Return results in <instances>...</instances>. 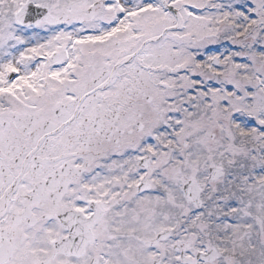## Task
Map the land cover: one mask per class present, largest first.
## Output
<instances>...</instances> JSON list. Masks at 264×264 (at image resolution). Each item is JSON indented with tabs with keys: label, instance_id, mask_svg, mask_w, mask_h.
Instances as JSON below:
<instances>
[{
	"label": "snow or ice",
	"instance_id": "6c2138e0",
	"mask_svg": "<svg viewBox=\"0 0 264 264\" xmlns=\"http://www.w3.org/2000/svg\"><path fill=\"white\" fill-rule=\"evenodd\" d=\"M0 264H264V0H0Z\"/></svg>",
	"mask_w": 264,
	"mask_h": 264
}]
</instances>
